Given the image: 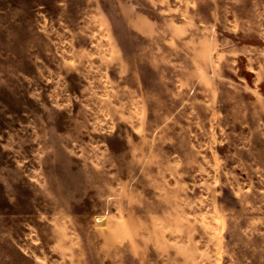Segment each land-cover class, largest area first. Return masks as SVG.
Here are the masks:
<instances>
[{
    "label": "rangeland",
    "instance_id": "374dc122",
    "mask_svg": "<svg viewBox=\"0 0 264 264\" xmlns=\"http://www.w3.org/2000/svg\"><path fill=\"white\" fill-rule=\"evenodd\" d=\"M0 264H264V0H0Z\"/></svg>",
    "mask_w": 264,
    "mask_h": 264
}]
</instances>
